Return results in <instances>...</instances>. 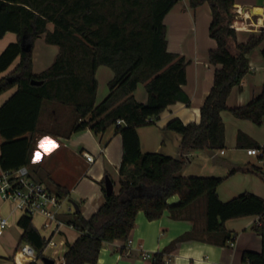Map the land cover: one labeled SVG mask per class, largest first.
Returning <instances> with one entry per match:
<instances>
[{
  "label": "trees",
  "instance_id": "16d2710c",
  "mask_svg": "<svg viewBox=\"0 0 264 264\" xmlns=\"http://www.w3.org/2000/svg\"><path fill=\"white\" fill-rule=\"evenodd\" d=\"M181 0H0V37L8 32L18 35L0 53V72L19 58V63L0 79V94L17 90L0 107V175L2 171L28 165L30 152L41 133L71 135L90 128L96 133L114 126L123 138L120 165V190L106 194L104 204L89 218L81 212L64 215L79 237L64 254L65 264L96 263L104 242H128L139 211L149 220L160 218L165 210L182 212L201 204L206 219L204 233L208 241L225 244L234 238L226 228L231 218L257 215L253 230L261 235L262 250L244 251L246 264H264V199L245 192L222 201L218 187L226 177L183 176L188 162L186 152L225 148L223 110L258 125L264 123V89L245 105L230 107L228 97L251 71L248 53L264 39L252 35L239 42L234 19L235 0H190L196 8L204 3L211 7L210 35L217 47L209 52V62L217 65L213 86L200 110L199 122L171 119L163 130L181 135V155L174 157L159 151L143 152L138 128L155 124L160 115L177 102L189 104L183 86L187 81L186 59L169 51L165 17ZM54 25L53 30L48 25ZM41 35L47 43L59 47L54 63L40 73L33 72V46L22 49V41L34 43ZM114 72L109 93L97 102L99 66ZM33 80H41L35 84ZM144 83L148 101L140 102L134 92ZM52 106L50 123L43 115ZM68 108L70 117L59 116ZM66 115V114H65ZM153 118V119H152ZM124 121L118 124L117 120ZM260 147L244 132L238 144ZM256 170L261 168H240ZM236 169L230 171L234 173ZM263 174V173H262ZM103 190L105 180L102 181ZM55 191L66 198L69 190L57 185ZM180 201L170 205L169 198ZM30 215L22 214V240L43 256L45 239L33 225ZM196 230V229H195ZM180 240L195 238L196 231ZM167 250L152 254L151 264H165ZM35 264V262L31 263Z\"/></svg>",
  "mask_w": 264,
  "mask_h": 264
},
{
  "label": "crops",
  "instance_id": "0c3cea01",
  "mask_svg": "<svg viewBox=\"0 0 264 264\" xmlns=\"http://www.w3.org/2000/svg\"><path fill=\"white\" fill-rule=\"evenodd\" d=\"M232 9L238 18L235 22L239 42H246L252 35H260L264 31V0H235ZM243 11L248 14V18L243 19L240 14ZM211 21L210 5L204 3L194 8L190 0L179 1L166 15L168 49L183 56L187 62V81L183 88L190 97V103L177 102L160 115L155 125L138 128L143 152L159 151L174 157L180 156L181 135L171 130H163V127L175 117L185 123L200 121L201 107L213 86L215 71L219 67L211 64L208 58L209 52L217 47L216 40L210 35ZM48 28L53 30L54 25L50 23ZM15 38L11 35L10 41H17V34ZM44 42L45 36L41 35L33 43L34 73H40L51 66L59 53L57 45L46 42L51 45L49 46ZM6 43L0 51L7 46ZM40 47L46 52L43 60L38 61L36 53ZM48 56H51V64L45 69L37 70L36 66L44 65ZM247 56L251 71L240 86L232 89L227 100L230 107L247 104L264 89V39ZM18 63L19 58L7 70L0 72V79L14 70ZM96 77L97 102H100L109 93V82L114 77V72L110 67L101 65L97 69ZM16 90L14 87L0 94V107ZM134 95L140 102L148 101L144 83L138 84ZM221 116L225 124V148L186 152L188 162L181 172L182 175L226 177L217 189L222 201H229L245 192L255 193L264 199V175L256 170H238L253 166L262 168L263 161L247 153L248 148L254 147L249 145L250 140L245 139V145L238 144V133H246L251 140L264 147V123L258 125L251 120L238 118L230 110H223ZM49 118L47 123L51 122ZM83 151L92 153L94 160L88 161ZM122 157L123 138L116 131V127L112 126L101 133L86 128L69 136L39 134L27 166L31 176L49 188L55 190L57 185L66 187L69 190L66 198L69 202L72 200L77 203L79 212L89 218L105 202L106 192L103 190L102 181L107 175L114 182V191L119 192ZM233 169L236 171L230 174ZM179 201V195H173L168 202L174 205ZM70 207L72 210L69 212H75L73 204H64V210ZM2 215L8 217L10 225L0 236V264H45L19 252V247L26 243L22 240L24 228L19 224L22 213L15 209L11 201L4 200L0 195V216ZM34 216L33 225L41 233L34 219L42 226L44 217L40 214ZM257 221V215L228 219L226 228L234 238L225 244H219L205 238L206 219L202 204L191 206L182 212L167 209L160 218L154 220H149L143 211H139L136 225L128 239L132 240L131 244L120 240L104 242L97 262L88 264H151L152 258L144 257V253L153 254L165 249H168L165 264H246L242 261L244 251L262 250L261 235L253 230ZM193 229H196L195 238L179 241ZM60 233L62 238L57 248L60 247L64 252L80 235L67 221ZM47 234L41 233L43 237ZM231 242H235V245L231 246ZM48 248L52 247L46 249Z\"/></svg>",
  "mask_w": 264,
  "mask_h": 264
},
{
  "label": "built area",
  "instance_id": "2783aa9c",
  "mask_svg": "<svg viewBox=\"0 0 264 264\" xmlns=\"http://www.w3.org/2000/svg\"><path fill=\"white\" fill-rule=\"evenodd\" d=\"M243 15V19L248 18V14L240 12ZM237 15H234V19L231 26L237 28L236 20ZM255 25V24H254ZM257 26V24H256ZM264 28V24L262 25ZM253 27V26H252ZM153 119V118H152ZM118 124L124 123L123 120L118 119ZM224 150H222V153ZM249 155L259 157L262 163V173L264 175V147H251L247 149ZM84 156L88 161L94 160V155L88 151H83ZM0 195L6 201H11L17 211L22 214L34 216L40 214L44 217L42 227L47 231L45 235V247L57 248L59 246L58 241L54 238L57 233H60L63 226L66 225L64 219L65 213L72 210L70 207L68 210H64V201L67 198L61 197L55 190L49 188L45 183L34 179L31 176L30 169L27 165H22L16 169L2 171L0 175ZM66 211V212H65ZM10 222L8 217L0 216V236H2L5 230L9 227ZM132 240H128V244H131ZM235 242H231V246H234ZM21 255L28 257L34 261L39 260L37 250L30 243H23L19 247ZM144 257L152 258V254L144 253ZM56 264H65V258L56 261Z\"/></svg>",
  "mask_w": 264,
  "mask_h": 264
},
{
  "label": "rangeland",
  "instance_id": "374dc122",
  "mask_svg": "<svg viewBox=\"0 0 264 264\" xmlns=\"http://www.w3.org/2000/svg\"><path fill=\"white\" fill-rule=\"evenodd\" d=\"M11 35L15 38V35L16 34H14V33H8V34H6L4 37H0V48L2 47V45L5 43V42H7L6 44L8 45L10 42H12V41H10L11 39ZM16 39V38H15ZM14 39V40H15ZM46 45H49V46H51L50 44H47L46 42H44ZM4 49V48H3ZM2 49V50H3ZM2 50L0 51V52H2ZM45 49H43L42 47H40L39 49H37V53H36V57H37V59H38V61H40V60H43V57H44V55H45ZM40 59V60H39ZM50 60H51V56H48V60H47V62L44 64V65H38V66H36L37 67V70H41V69H45V68H47V66H49L50 64H51V62H50ZM37 61V60H36ZM67 110V109H66ZM66 110L64 111V112H60V114H59V116L60 115H62L61 113H63V116H65V117H70L71 115H69L70 113L72 114V112H71V110L68 108V112H66ZM51 112H52V106H46V109H45V113H44V115H43V120L45 121V123H47V119L49 118V116H51ZM66 114V115H65ZM50 119V118H49ZM151 125H155V124H151ZM170 143V142H169ZM228 152H229V150H228ZM223 157H225V156H223ZM53 188H55V187H53ZM64 204H65V206L66 205H70V204H72L71 202H69V199L67 198V200H65L64 201ZM2 216H4V215H2ZM5 217H7V216H5ZM35 217V216H34ZM34 223L37 225V226H39V229H40V231H41V233H42V235H44V233H46L47 231L41 226V223H37L36 222V218L34 219ZM62 236V233H57L56 235H55V239L59 242V241H61V237ZM64 254H65V252L64 251H62L61 250V248L59 247V248H48V249H46V250H44L43 251V256H48V257H51V258H53V259H55L56 261H58L59 259H61L62 258V256H64ZM39 261H42L41 260V258L39 259Z\"/></svg>",
  "mask_w": 264,
  "mask_h": 264
},
{
  "label": "water",
  "instance_id": "95a60500",
  "mask_svg": "<svg viewBox=\"0 0 264 264\" xmlns=\"http://www.w3.org/2000/svg\"><path fill=\"white\" fill-rule=\"evenodd\" d=\"M32 46H33V43H25L24 41H22V49L23 50L30 51L32 49ZM32 82L35 84H41L42 83L41 80H33ZM105 189H106V194H112L114 192V182L109 175H107L105 177ZM70 202L73 204L75 211L80 210L77 203H75L72 200ZM42 261L45 264H56L55 259L48 257V256H42Z\"/></svg>",
  "mask_w": 264,
  "mask_h": 264
}]
</instances>
